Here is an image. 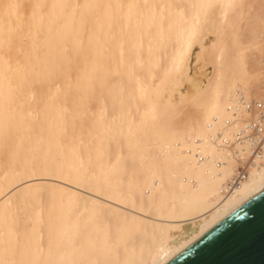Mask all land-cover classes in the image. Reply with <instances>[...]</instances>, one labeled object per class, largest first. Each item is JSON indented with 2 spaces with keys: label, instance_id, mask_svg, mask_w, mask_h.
<instances>
[{
  "label": "bare ground",
  "instance_id": "6f19581e",
  "mask_svg": "<svg viewBox=\"0 0 264 264\" xmlns=\"http://www.w3.org/2000/svg\"><path fill=\"white\" fill-rule=\"evenodd\" d=\"M262 22L264 0H0V264H164L261 190L264 161L218 202L212 137L263 92Z\"/></svg>",
  "mask_w": 264,
  "mask_h": 264
},
{
  "label": "water",
  "instance_id": "95a60500",
  "mask_svg": "<svg viewBox=\"0 0 264 264\" xmlns=\"http://www.w3.org/2000/svg\"><path fill=\"white\" fill-rule=\"evenodd\" d=\"M164 264H264V187Z\"/></svg>",
  "mask_w": 264,
  "mask_h": 264
},
{
  "label": "built area",
  "instance_id": "2783aa9c",
  "mask_svg": "<svg viewBox=\"0 0 264 264\" xmlns=\"http://www.w3.org/2000/svg\"><path fill=\"white\" fill-rule=\"evenodd\" d=\"M227 108L228 115L224 121L227 132L218 131L212 137L215 147L224 154V158H217L216 163L219 166L227 160L233 163L232 173L220 190L219 203L236 192L264 161V91L255 98L245 89L236 88ZM190 151L198 161L205 158L197 145Z\"/></svg>",
  "mask_w": 264,
  "mask_h": 264
},
{
  "label": "rangeland",
  "instance_id": "374dc122",
  "mask_svg": "<svg viewBox=\"0 0 264 264\" xmlns=\"http://www.w3.org/2000/svg\"><path fill=\"white\" fill-rule=\"evenodd\" d=\"M245 16H246V14H244ZM244 15H243V17H242V15H241V21H240V19H239V26L242 28L243 26V24H241L244 20H245V17H244ZM261 25H263L264 26V23L262 22L261 23ZM263 26H261L262 27V31H264V27ZM242 30V29H241ZM240 29H239V31H241ZM262 33V32H261ZM261 33H260V35H261ZM263 34H264V32H263ZM262 34V36H264ZM214 33L213 32H208L205 36H204V39L202 40V42L205 44V45H208L210 42H211V40L214 38ZM262 38H264V37H262ZM261 40V36H259L258 38H257V40ZM252 42V41H251ZM251 42H248V43H244V46H245V49L244 50H248V48L250 47L251 48V46H249L250 45V43ZM246 44H247V46H246ZM249 48V49H250ZM193 50H191V54L189 55V61H188V65H189V68H188V73L190 74V76H192L193 78H195V79H197V80H199V81H202L203 83H205L206 82V78H208V77H210L211 76V74L213 73V64H212V62L209 60V58H208V55H207V51L205 52V51H203L201 54L202 55H200L199 54V56H197L196 57V55H198V51H199V49H200V46L198 45V44H194L193 45V48H192ZM198 52V53H197ZM264 55V52H263V54H262V56ZM201 57V58H200ZM195 65V66H194ZM195 67V68H194ZM195 69V70H194ZM193 72H195L194 74H193ZM183 84V85H182ZM181 84V87H180V85H178V86H176L175 88H174V90L172 91V96H171V98H172V100L173 101H176L177 100V98H176V96H178V90L180 91V92H182V93H185V91H186V88L187 87H191V84L188 82V81H183V83ZM262 85L263 84H261V87H262ZM179 87V88H178ZM263 88V87H262ZM177 91V92H176ZM264 91V90H263ZM174 92V93H173ZM176 93H177V95H176ZM173 95H174V97H173ZM176 95V96H175ZM35 180H37V179H35ZM42 180V179H41ZM43 180H45V181H49L50 180V182H58L59 184L61 183V184H63L64 186H67V187H69V188H72V189H74V190H76L77 192H84V193H88L86 190H84V189H81V188H79V187H77V186H74V185H72V184H69V183H65V182H63V181H61L60 182V180H56L55 178H49V177H44L43 178ZM54 182V183H55Z\"/></svg>",
  "mask_w": 264,
  "mask_h": 264
}]
</instances>
